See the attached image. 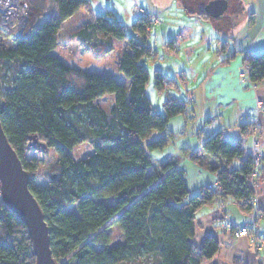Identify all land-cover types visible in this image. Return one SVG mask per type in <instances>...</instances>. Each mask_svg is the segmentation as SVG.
<instances>
[{
	"label": "trees",
	"instance_id": "obj_1",
	"mask_svg": "<svg viewBox=\"0 0 264 264\" xmlns=\"http://www.w3.org/2000/svg\"><path fill=\"white\" fill-rule=\"evenodd\" d=\"M51 2L47 16L37 24L41 0L23 1L27 17L19 35L5 34L0 28L10 40L6 47L0 44V61L14 62L8 76L0 74V122L29 173V189L42 209L57 263L200 264L214 255L218 240L209 235L200 246L194 244L195 213L218 195L236 199L246 215L256 211L264 219V209L250 202L257 185H253L250 153L240 139L228 140L217 131L189 154L200 162L206 155L212 158L209 168L218 187H202L193 195L176 165L177 157L151 158V150L164 148L171 139L168 121L184 111L186 102L168 93L177 81L155 68L153 87L166 96L163 115L152 110L146 93L149 71L141 63L143 57L156 54L143 36L148 20L135 17L133 33L127 35L117 18L97 17L90 24V39L80 43L83 50L101 58L113 49L114 40L124 42L117 60L123 81H117L51 53L63 22L87 0ZM30 14L36 15V21ZM198 14L209 17L202 9ZM243 65L251 83L264 79V51L243 52ZM105 95L112 97L108 110L97 102ZM247 127L242 125L241 130ZM30 134L56 154L54 177L49 174L42 184L34 178L37 160L24 154ZM82 142L92 150L76 159L71 150ZM254 180L258 184L261 173ZM72 204L75 211L68 210ZM108 224L118 226L122 241L108 245ZM0 264H35L25 225L1 197Z\"/></svg>",
	"mask_w": 264,
	"mask_h": 264
},
{
	"label": "crops",
	"instance_id": "obj_2",
	"mask_svg": "<svg viewBox=\"0 0 264 264\" xmlns=\"http://www.w3.org/2000/svg\"><path fill=\"white\" fill-rule=\"evenodd\" d=\"M189 1L194 7L189 9L183 6L188 15L186 23L194 22L195 17L213 26L210 20L223 14L203 18L198 13L200 9L203 10L207 0H195L196 3ZM229 5L231 9L221 29L205 32L206 38L215 40L216 50L212 58L204 60L199 68L200 73L190 66L192 80L181 78L188 98L184 111L168 121L167 129L174 136L164 148L151 150L149 154L154 161L177 157L176 165L183 171L188 190L200 191L209 184L217 185L216 175L209 168L212 158L206 155L200 162L190 158L189 154L217 131H221L228 140L240 139L244 150L249 153L250 135L247 128L242 131L241 126L247 127L255 121L260 128L259 149L263 156L262 180L257 185L255 206L260 210L264 209V106L263 110L257 112L255 103L258 99L264 102V79L256 84L248 80L243 66V52L254 54L264 51V0H227L225 10ZM183 26L184 30L180 31L178 37L186 43L196 34L188 30L186 24ZM170 47L176 50V41ZM110 99L112 102V97ZM188 117L190 123L186 125ZM233 165H237L236 161ZM194 222L192 240L196 246H200L209 235L218 240L217 251L200 264H264V259L259 258L260 250L253 246L247 236L234 235V231L246 225L251 230L257 229L264 237V219L250 220L236 199L216 196L196 210Z\"/></svg>",
	"mask_w": 264,
	"mask_h": 264
},
{
	"label": "rangeland",
	"instance_id": "obj_3",
	"mask_svg": "<svg viewBox=\"0 0 264 264\" xmlns=\"http://www.w3.org/2000/svg\"><path fill=\"white\" fill-rule=\"evenodd\" d=\"M193 2L196 3L195 0ZM134 3H138L146 11L157 16L159 21L158 23L151 24L146 39L147 44L155 50L156 54L143 57L141 63H143L149 71L146 93L149 96L152 110L163 115L162 100L166 95L165 93H157L155 91L153 87V70L158 68L164 74L173 77L177 81V87L180 88V90L177 91V87L174 86L173 89L171 88L168 90V93L172 96H179V98L186 102L188 97L186 88L181 82V78L186 77L192 80L193 77L190 73V66L192 65L191 68H194L197 73H200L199 68L204 60H210V58H212V54L216 50L215 40L209 39L208 37L206 38L207 34H205V32L210 29H221L223 21L228 15L231 7L229 5L221 16L210 20L213 26H211L209 22H204L195 17L193 18L194 22L190 21L188 25V23H186L188 15L183 6L186 5L187 8L191 9L193 4L189 0H168V2L167 0H87L85 5L78 8L63 22L57 34L58 42L51 50V53L60 57L68 64L91 72L110 74L114 76L117 81L120 80L122 74L118 70L117 60L122 54L123 41L114 40L113 49L101 58H95L90 52L83 50V44L80 45V43H85L90 39L88 35L91 33L92 29L90 24L95 22V19L100 16L107 19L113 17L117 18L124 26L125 33L131 35L133 33L131 24L135 20V16L132 13V6ZM51 6V0H41L40 13H37V21L34 17L35 14L30 15H33L35 21L38 22L37 24H40L47 16ZM185 24L189 26L188 30H192V32L196 34L195 38L188 40L186 43L185 40L181 41L178 37L180 31L182 32V30H184L183 25ZM83 28H86L84 32H82ZM202 30L205 35L202 33ZM92 35H90V37H93ZM169 39L176 41V50H173L170 47L171 45L165 44ZM9 41V37L0 33V44L6 47L10 45ZM13 65L14 62L0 61V74L2 73L8 76L13 69ZM110 100V96L105 95L98 98L97 102L105 110H108L111 104ZM189 120V117L186 118V125H189ZM172 136L174 135L172 134ZM91 150L92 147L90 144L82 142L73 147L71 153L74 158L78 159L84 157L87 153L91 152ZM24 154L28 159L34 158L37 160L38 164L34 172V178L37 184L44 183L47 176L53 174L52 166L56 158L53 148H47L46 151H38L34 148H29L25 150ZM188 191L189 195L198 192V190ZM102 200L104 203H111L110 198H103ZM68 210L75 211L73 204L68 206ZM105 229L110 235L108 245H113L122 241L123 237L116 224H108ZM130 264H135V262H131ZM143 264H145V262H143Z\"/></svg>",
	"mask_w": 264,
	"mask_h": 264
},
{
	"label": "water",
	"instance_id": "obj_4",
	"mask_svg": "<svg viewBox=\"0 0 264 264\" xmlns=\"http://www.w3.org/2000/svg\"><path fill=\"white\" fill-rule=\"evenodd\" d=\"M227 0H207L203 11L211 17L223 13ZM26 148L46 151L47 146L34 134L27 136ZM54 174L50 176L53 178ZM30 176L9 143L0 122V197L9 210L25 225L30 237L35 264H58L52 256L48 226L43 212L29 189Z\"/></svg>",
	"mask_w": 264,
	"mask_h": 264
},
{
	"label": "built area",
	"instance_id": "obj_5",
	"mask_svg": "<svg viewBox=\"0 0 264 264\" xmlns=\"http://www.w3.org/2000/svg\"><path fill=\"white\" fill-rule=\"evenodd\" d=\"M24 0H0V28L5 34L17 36L21 33L24 23L26 21L27 12L23 4ZM132 13L135 17L146 18L148 20L146 26V33L143 35L145 38L148 36V32L152 23H158L157 16L146 11L138 3H134L132 6ZM244 71L247 74V67L244 66ZM264 102L257 100L255 107L257 112L263 110ZM248 133L250 135V156L252 161L251 174L253 178V185L256 186L255 178L262 172L263 156L259 149L260 141V128L255 121L248 124ZM209 190L218 189L217 185L209 184L205 186ZM255 191V190H254ZM250 202L253 206L257 204V191L250 195ZM256 208V207H255ZM250 220L257 221L260 217V213L251 211L248 213ZM235 236H247L249 241L255 248L260 250L259 258H264V237H262L257 229H249L246 225L241 226L234 231Z\"/></svg>",
	"mask_w": 264,
	"mask_h": 264
}]
</instances>
